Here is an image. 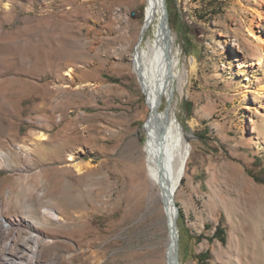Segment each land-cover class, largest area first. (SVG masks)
Returning a JSON list of instances; mask_svg holds the SVG:
<instances>
[{
    "label": "rangeland",
    "instance_id": "374dc122",
    "mask_svg": "<svg viewBox=\"0 0 264 264\" xmlns=\"http://www.w3.org/2000/svg\"><path fill=\"white\" fill-rule=\"evenodd\" d=\"M147 2L0 0V215L21 220L7 240L39 234L34 264H168L165 202L133 174ZM164 6L184 75L171 106L191 146L173 197L179 264H264V47L248 32L264 37V0Z\"/></svg>",
    "mask_w": 264,
    "mask_h": 264
},
{
    "label": "bare ground",
    "instance_id": "6f19581e",
    "mask_svg": "<svg viewBox=\"0 0 264 264\" xmlns=\"http://www.w3.org/2000/svg\"><path fill=\"white\" fill-rule=\"evenodd\" d=\"M164 9V0H148L142 32L132 54V71L149 107V114L141 131L143 144L136 150L138 166L134 168L133 174L137 178L143 177L144 190L149 189L152 194H157L164 200L169 229L168 264H179L178 235L175 230L177 208L174 207L173 197L184 176L191 146L187 142L188 135L177 121L171 106L175 94L174 84L176 82V88L181 91L184 75L179 70V60L174 51L175 37L168 28L167 14L166 19L163 17L166 13ZM161 12H164L163 16L160 15ZM150 28L153 29V36L146 37L145 32ZM248 32L258 45L264 47V37L257 35L252 26L248 27ZM66 75L73 79L71 70ZM255 91L263 94L264 86ZM164 98L167 105L162 110ZM36 138L42 141L46 136L39 134ZM24 149L29 150L28 147ZM3 156L0 153V157ZM67 161L77 174L84 173L90 166L87 162L76 160L73 154L69 155ZM20 224L21 220L6 219L0 215V264L38 262L39 234L29 236L33 242L31 246H21L15 240L6 239V235Z\"/></svg>",
    "mask_w": 264,
    "mask_h": 264
},
{
    "label": "trees",
    "instance_id": "16d2710c",
    "mask_svg": "<svg viewBox=\"0 0 264 264\" xmlns=\"http://www.w3.org/2000/svg\"><path fill=\"white\" fill-rule=\"evenodd\" d=\"M223 231L219 228H216L214 233H213V237L217 238L220 242H224V235H223ZM209 241L212 240V238H208Z\"/></svg>",
    "mask_w": 264,
    "mask_h": 264
},
{
    "label": "water",
    "instance_id": "95a60500",
    "mask_svg": "<svg viewBox=\"0 0 264 264\" xmlns=\"http://www.w3.org/2000/svg\"><path fill=\"white\" fill-rule=\"evenodd\" d=\"M164 17H165V19H166V13H164ZM188 138H189V136H188ZM174 207L177 208L176 205H174Z\"/></svg>",
    "mask_w": 264,
    "mask_h": 264
}]
</instances>
